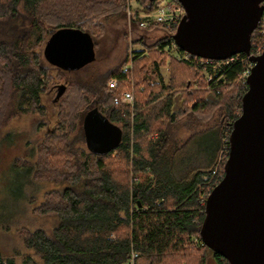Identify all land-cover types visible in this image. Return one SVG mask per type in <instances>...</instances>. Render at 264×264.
Segmentation results:
<instances>
[{"label":"trees","instance_id":"1","mask_svg":"<svg viewBox=\"0 0 264 264\" xmlns=\"http://www.w3.org/2000/svg\"><path fill=\"white\" fill-rule=\"evenodd\" d=\"M129 1L0 0V141L17 116L43 113L48 85L74 72L45 58L44 46L53 31L83 29L96 48L109 21L127 16ZM135 1L147 11L161 2ZM131 22L139 25L137 19ZM154 29L164 28L144 30ZM165 31L151 44L147 33L142 34L135 40L142 48L108 72L68 79L57 104L60 130L47 131L34 158L14 160L22 185L31 175L32 181L54 186L28 196L35 219L16 226L29 252L20 263L0 252V264H208L210 258L230 264L204 243L201 227L207 196L224 176L228 154L219 162L220 153L242 111L248 87L239 86L236 78L248 58L242 54L243 60L224 68L231 81L227 85L193 89L196 82L205 84L208 70L193 55L189 60L170 55L166 48L172 50L175 31ZM177 50L181 56L185 52ZM111 77L118 78V88L108 86ZM131 82L134 105H115L114 98ZM96 106L123 129L119 146L105 154L91 152L85 142L84 116ZM179 124L191 127L189 135L177 136L174 127ZM208 132L215 140L196 161L189 142ZM23 190L14 195L15 202Z\"/></svg>","mask_w":264,"mask_h":264},{"label":"water","instance_id":"2","mask_svg":"<svg viewBox=\"0 0 264 264\" xmlns=\"http://www.w3.org/2000/svg\"><path fill=\"white\" fill-rule=\"evenodd\" d=\"M187 15L173 35L177 46L195 56L225 59L250 54L251 37L264 0H180ZM44 56L64 70L81 69L96 59L92 35L77 27L53 31ZM255 63L242 97V111L230 133L224 176L206 199L201 227L204 243L230 264H264V51ZM56 100L67 90L57 84ZM91 152L105 154L122 141L123 129L96 106L83 120Z\"/></svg>","mask_w":264,"mask_h":264},{"label":"rangeland","instance_id":"3","mask_svg":"<svg viewBox=\"0 0 264 264\" xmlns=\"http://www.w3.org/2000/svg\"><path fill=\"white\" fill-rule=\"evenodd\" d=\"M143 5L135 0H130L128 8L138 11L144 10ZM147 33L149 39L148 43H154L157 37L166 35L164 29H154L146 32L143 28L133 25L131 18L128 16L113 19L108 23V30L106 34L100 38L99 45L95 48L96 59L81 69L74 70L73 73H66V78L63 80L55 79V82L48 85V89L43 94L44 112H30L17 116L11 120L2 132V139L0 141V252L15 257L18 263L22 260V255L29 251L22 244L21 238L18 236L16 226L29 222L35 219L31 208L27 205V198L31 194L41 195L46 189L54 186L50 182L37 183L32 181L31 175H27L25 183H23V175L21 171L14 167V160L19 157L34 158V151L36 145L44 140L47 131L57 128L60 130L62 122H60L57 114V84L66 83L68 79H83L87 80L88 76L95 71L108 72L112 68L120 64L127 56L132 57V52L136 48H142L135 40ZM172 56L181 57L177 47L173 49L166 48ZM148 54V52H146ZM168 56V55H167ZM170 58V57H169ZM151 62V61H150ZM166 81L169 78V69L167 67L162 69ZM53 77L57 75V71H52ZM204 79L208 83V78L203 73ZM200 85L196 82L193 89H204L209 91L212 86L207 83ZM236 83L242 86L241 80ZM135 89V85H134ZM136 97V96H135ZM190 105V104H189ZM221 114V113H220ZM218 119V118H217ZM214 120V119H213ZM209 120L213 124L215 120ZM224 120V118H223ZM223 122V121H222ZM190 125V124H189ZM207 124L202 125L206 126ZM191 128V127H189ZM188 127L175 126L177 136L186 137L191 132ZM208 134L209 136H205ZM215 136L208 132L194 137L189 142V154L198 161L199 158L207 154L206 148L209 143H213ZM24 188V190H23ZM24 191V196L17 202L14 201V195ZM8 224L7 229L3 228V224ZM208 264H218L213 258H210Z\"/></svg>","mask_w":264,"mask_h":264},{"label":"built area","instance_id":"4","mask_svg":"<svg viewBox=\"0 0 264 264\" xmlns=\"http://www.w3.org/2000/svg\"><path fill=\"white\" fill-rule=\"evenodd\" d=\"M187 15V10L184 4L180 0H161V2L157 5V7L151 11L147 10H133L128 8V16L131 19H137L139 27L145 29L148 26H162L167 31H177L178 26L182 22V20ZM257 31L255 34H253ZM252 33L253 42L251 40V50L250 54L246 53H237L225 59H212V58H202L199 56H194V62L200 63L205 69L208 70L207 78L209 82V86L216 84H223L224 86L227 85L229 82V78L226 74L223 73L224 68L234 63L238 60H243L242 54H245L248 58V63L244 66V68L238 72L237 80H241L242 85L246 88L248 87V77L251 74L252 68L255 65L254 62L250 60V56L252 55H259L264 51V11L263 14L258 22L256 29ZM255 36V37H254ZM251 37V39H252ZM171 38V48L178 47L174 37ZM179 48V47H178ZM177 48V49H178ZM188 52H184L182 54V58L189 60ZM192 55V54H190ZM130 65L125 66V70H128ZM108 86L112 89H116L119 87V80L117 77H111L108 80ZM121 91V93L114 98L115 105H128L133 106L135 103V91H134V83L131 82L130 86ZM218 93L220 91L218 90ZM228 141V142H227ZM225 144L223 145V149L221 150V155L219 158V162L224 157L225 153L229 155L230 151V138L225 139Z\"/></svg>","mask_w":264,"mask_h":264}]
</instances>
